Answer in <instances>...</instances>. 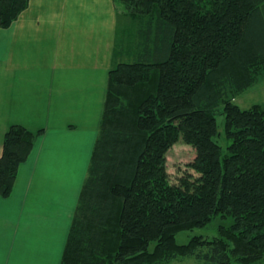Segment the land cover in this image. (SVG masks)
<instances>
[{
	"label": "trees",
	"instance_id": "16d2710c",
	"mask_svg": "<svg viewBox=\"0 0 264 264\" xmlns=\"http://www.w3.org/2000/svg\"><path fill=\"white\" fill-rule=\"evenodd\" d=\"M29 0H0L8 27ZM102 118L60 264H157L196 255L212 264H264V104L233 101L264 69V0H116ZM224 117L220 138L218 117ZM44 130L11 125L0 196ZM196 148L195 177L173 183L166 154ZM233 218L212 238L177 233Z\"/></svg>",
	"mask_w": 264,
	"mask_h": 264
},
{
	"label": "crops",
	"instance_id": "0c3cea01",
	"mask_svg": "<svg viewBox=\"0 0 264 264\" xmlns=\"http://www.w3.org/2000/svg\"><path fill=\"white\" fill-rule=\"evenodd\" d=\"M118 12L116 0H30L12 25L0 27V156L11 125L44 130L20 166L12 194L0 196V264H27L16 259L25 252L30 254L25 249L29 237L25 239L23 234L31 236V232L27 227V232L19 233L20 224L33 215L44 224L50 215L40 207L45 203L42 190H51L52 185L38 184L34 179L36 172L50 178L53 166H64L60 165L61 157L59 161L54 158L60 156L65 143H52L57 127L51 120L64 121L70 114L72 120L64 125L69 130L79 126L73 118L77 107L81 106L84 114L95 112L97 107L100 114L103 112ZM93 131L84 150L77 146L71 149L73 154H68L63 162L66 169L58 177H77L78 188L87 176L98 128ZM55 145L60 148L56 150ZM67 181V186H72V179ZM29 200L37 204L35 208H29ZM6 241L14 244L9 247ZM16 242L19 252L14 250Z\"/></svg>",
	"mask_w": 264,
	"mask_h": 264
},
{
	"label": "rangeland",
	"instance_id": "374dc122",
	"mask_svg": "<svg viewBox=\"0 0 264 264\" xmlns=\"http://www.w3.org/2000/svg\"><path fill=\"white\" fill-rule=\"evenodd\" d=\"M30 1V0H29ZM29 5V2H28ZM27 5V6H28ZM118 12V25L123 27H131L130 18L125 16L126 13H122L123 5H119ZM24 11V10H23ZM22 13V12H21ZM20 13V14H21ZM121 14H125L122 15ZM14 23V22H13ZM106 92L105 90L103 93ZM235 103H237L242 108H250L252 105L256 103L264 104V69H261L259 72V76L255 83H253L250 87L238 93L237 96L233 99ZM77 107V106H76ZM78 108V114H73V118H75L76 122L79 123V126L74 128H70L66 130L65 124L69 123L72 120L71 115H67L64 121H58L52 119L50 124H53L57 127V129H53V140L52 143H56L58 140L60 143H65L61 148L60 156L55 155L54 158L56 160H60V165L64 166H53L52 174H50V178L45 175L36 172V177L34 179L35 183L44 184L48 187L52 185V189L45 188L42 190V193L45 196L44 206H41L40 209L48 210L50 215H47V220L44 224H42L39 220V216H29L28 220H22V223L19 227V233L27 232V227L31 232V236H28V233H24L23 236L29 237V242H25L27 248L30 251V254L27 255L26 252L23 257H16L17 260L25 261L27 264H53V261L56 259L55 264H60L62 259L63 249L66 243L67 235L69 233V227L71 223V218L73 216V212L77 203V192L80 190L82 186L83 180H81V185L79 188L77 187V177H70L67 180L72 179L71 192L66 194V187H68V181L63 180L62 178H58L59 174L62 173L66 169L65 163L68 159V154L72 156L73 150L76 146L84 150L88 143H91V136L95 133L93 130L98 128L99 131V120L102 115L100 114L98 107L95 112L84 114L81 106ZM73 109V108H72ZM103 111V110H102ZM219 122V131L220 138L217 140L224 146L225 137L223 133V125H224V117H218ZM63 126V128H61ZM65 127V128H64ZM97 135V134H96ZM51 140V139H50ZM56 150L60 148L59 145H55ZM73 149V150H71ZM68 150L70 152H68ZM196 157V148L193 144L187 143L184 140L176 143L166 154V168L167 172L170 176V180L173 183H177L179 178L182 176H192L195 177L197 173L190 167V163L194 161ZM22 166V165H21ZM51 168V166H50ZM86 175V172H84ZM83 174V175H84ZM84 175V176H85ZM83 176V177H84ZM16 183V182H15ZM55 183V184H54ZM75 186V187H74ZM65 189V190H64ZM77 190V191H76ZM65 195V197H64ZM64 197V198H62ZM61 198L63 200H61ZM37 204L32 203L29 200V208H35ZM28 208V212H29ZM38 209L37 211L41 212L42 210ZM43 215V214H41ZM45 215V214H44ZM39 221V222H38ZM233 218L227 217L222 218L218 216L211 223L207 224L206 227H197L190 230H182L177 233V241L178 243H187L189 239L194 234H202L206 237L212 238L214 235L218 233V229L221 226H231L233 224ZM28 225V226H27ZM13 226V225H12ZM16 227V226H13ZM7 228V227H6ZM11 228V225L8 226ZM23 231V232H22ZM9 245H13L14 243L11 241H6ZM16 247L14 250L19 252L20 250L17 247V242L15 243ZM3 249V244H0V250ZM21 249V248H20ZM157 264H212L205 260H202L196 255H187V256H178L169 261L160 262ZM236 264V263H232Z\"/></svg>",
	"mask_w": 264,
	"mask_h": 264
},
{
	"label": "bare ground",
	"instance_id": "6f19581e",
	"mask_svg": "<svg viewBox=\"0 0 264 264\" xmlns=\"http://www.w3.org/2000/svg\"><path fill=\"white\" fill-rule=\"evenodd\" d=\"M74 187H75V186H74ZM65 189H66V194H67L68 192H71V188H70V187H66ZM65 189H64V190H65ZM68 194H69V193H68ZM64 197H65V195H64ZM64 197H62V198H64ZM62 198H61V200H63Z\"/></svg>",
	"mask_w": 264,
	"mask_h": 264
}]
</instances>
